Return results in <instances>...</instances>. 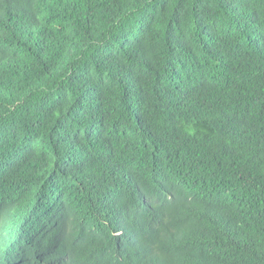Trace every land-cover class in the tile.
Masks as SVG:
<instances>
[{"label":"trees","instance_id":"1","mask_svg":"<svg viewBox=\"0 0 264 264\" xmlns=\"http://www.w3.org/2000/svg\"><path fill=\"white\" fill-rule=\"evenodd\" d=\"M0 181V264H264V0H0Z\"/></svg>","mask_w":264,"mask_h":264},{"label":"clouds","instance_id":"2","mask_svg":"<svg viewBox=\"0 0 264 264\" xmlns=\"http://www.w3.org/2000/svg\"><path fill=\"white\" fill-rule=\"evenodd\" d=\"M1 181H0V189H1ZM6 192L5 189H2L0 193ZM12 199V194L9 195L7 200ZM6 207V206H5ZM147 207V204H146ZM144 208V211L146 209ZM6 216L1 215L0 221L8 220L10 217H13L10 210L6 208ZM131 220V219H130ZM113 232L116 236H123L128 235L130 231L137 230L138 227H133L132 229H129L128 223L125 221H120L117 224H113ZM17 233L14 236V240L10 242L9 247L4 249V253L9 256L10 261L6 264H69L68 263V257L63 255L56 247L54 246H48L45 244L37 245L36 243H33L32 241L27 240L24 237L25 230L21 225H18L17 227ZM1 239V237H0ZM130 244L131 249H127L126 252H122L119 250V254H127L133 255V257L138 258L141 260L144 264H160L165 262L163 259L158 256L156 258V261H152L147 256L146 252L144 250L141 251H133L139 248H142L137 243L134 242H128ZM121 249V248H120ZM123 249V248H122ZM144 249V248H143Z\"/></svg>","mask_w":264,"mask_h":264}]
</instances>
